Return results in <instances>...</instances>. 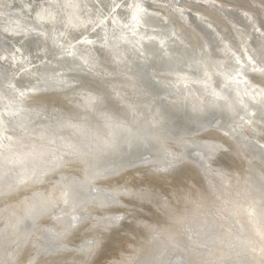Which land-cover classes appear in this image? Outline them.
<instances>
[{
	"label": "bare ground",
	"instance_id": "1",
	"mask_svg": "<svg viewBox=\"0 0 264 264\" xmlns=\"http://www.w3.org/2000/svg\"><path fill=\"white\" fill-rule=\"evenodd\" d=\"M0 112V264H264V0H0Z\"/></svg>",
	"mask_w": 264,
	"mask_h": 264
},
{
	"label": "snow or ice",
	"instance_id": "2",
	"mask_svg": "<svg viewBox=\"0 0 264 264\" xmlns=\"http://www.w3.org/2000/svg\"><path fill=\"white\" fill-rule=\"evenodd\" d=\"M20 95H23V92L20 93ZM7 115V113H3L0 112V124H2L4 122L5 116ZM12 131H17V128L15 126H13L11 128ZM4 140H11L10 136H2L0 137V144L3 143ZM209 154H211V149H209ZM67 202V201H65ZM260 216H261V222H262V227H264V208L261 209L260 211ZM72 219H77L76 217H73ZM91 243H94V241H92Z\"/></svg>",
	"mask_w": 264,
	"mask_h": 264
}]
</instances>
